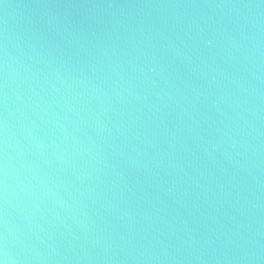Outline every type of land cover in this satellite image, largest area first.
<instances>
[{"label":"water","instance_id":"obj_1","mask_svg":"<svg viewBox=\"0 0 264 264\" xmlns=\"http://www.w3.org/2000/svg\"><path fill=\"white\" fill-rule=\"evenodd\" d=\"M0 264H264V0H0Z\"/></svg>","mask_w":264,"mask_h":264}]
</instances>
